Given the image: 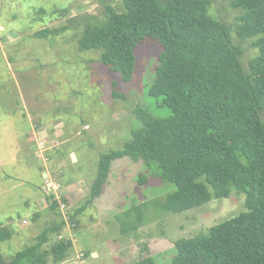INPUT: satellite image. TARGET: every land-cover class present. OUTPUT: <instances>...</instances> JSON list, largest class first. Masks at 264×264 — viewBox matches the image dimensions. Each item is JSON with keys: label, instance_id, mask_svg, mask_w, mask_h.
<instances>
[{"label": "rangeland", "instance_id": "1", "mask_svg": "<svg viewBox=\"0 0 264 264\" xmlns=\"http://www.w3.org/2000/svg\"><path fill=\"white\" fill-rule=\"evenodd\" d=\"M232 2L214 0L210 14L217 18L215 23L230 29L248 71V60L259 49L238 34L243 7ZM104 3L0 0V223L14 229L0 243L6 258L33 244L47 225L60 222L62 214L49 208L47 187L57 198L71 195L62 233L68 236L74 230L73 255L61 264H132L149 254L159 264L170 263L178 238L208 232L246 210L245 193L234 189L228 197L184 212H164L158 201L175 185L151 174L143 160L124 156L113 160L102 193L78 216L79 229L73 228L68 212L90 197L100 154L122 148L131 139L139 124L135 108L142 105L156 116L170 114L159 98L145 93L161 50L155 40L146 38L138 46L132 81H120L126 97L116 98L110 82L113 72L102 64L99 51L79 49L73 28L48 39L31 35L44 27L61 28L72 17L102 16ZM140 172L147 173L144 185L137 181ZM148 199L149 205H142ZM142 206L147 210L144 222L137 230L123 231L121 220L128 221L130 209L137 213Z\"/></svg>", "mask_w": 264, "mask_h": 264}, {"label": "trees", "instance_id": "2", "mask_svg": "<svg viewBox=\"0 0 264 264\" xmlns=\"http://www.w3.org/2000/svg\"><path fill=\"white\" fill-rule=\"evenodd\" d=\"M105 1L102 16L72 17L61 28L44 27L31 35L48 39L73 28L79 49L99 51L100 61L113 72L116 98L126 97L120 81H132L138 46L146 38L155 40L161 50L145 93L159 98L170 114L156 116L142 105L135 108L139 124L131 139L100 154L90 197L68 212L73 228L79 229L78 216L102 193L113 160L127 156L143 160L151 174L175 185L164 200L159 198L164 212H184L228 197L234 189L245 193L246 210L208 232L178 238L165 264H264V0L232 2L243 7L238 34L259 49L248 60V71L230 29L210 14L214 0ZM137 181L147 183V173L140 172ZM50 189H45L49 208L62 214L60 222L47 225L33 244L10 258L0 249V264H61L73 255L74 230L63 235L68 217L60 205H67L71 195L57 198ZM138 209L135 213L131 208L129 220H121L123 231L137 230L144 222L147 210ZM4 225L0 223V243L14 232ZM132 264L159 263L149 254Z\"/></svg>", "mask_w": 264, "mask_h": 264}, {"label": "built area", "instance_id": "3", "mask_svg": "<svg viewBox=\"0 0 264 264\" xmlns=\"http://www.w3.org/2000/svg\"><path fill=\"white\" fill-rule=\"evenodd\" d=\"M56 196H57V195H56ZM59 198H61V196H60ZM60 205H61L62 210L64 211V208L66 209V205H65L64 203H62V202H61Z\"/></svg>", "mask_w": 264, "mask_h": 264}]
</instances>
